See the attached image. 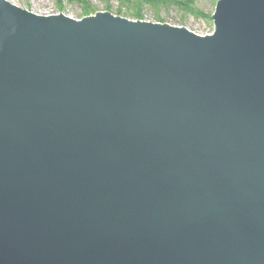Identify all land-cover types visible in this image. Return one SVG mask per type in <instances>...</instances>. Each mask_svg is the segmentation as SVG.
Segmentation results:
<instances>
[{
  "label": "water",
  "instance_id": "water-1",
  "mask_svg": "<svg viewBox=\"0 0 264 264\" xmlns=\"http://www.w3.org/2000/svg\"><path fill=\"white\" fill-rule=\"evenodd\" d=\"M211 19L0 0V264H264V0Z\"/></svg>",
  "mask_w": 264,
  "mask_h": 264
},
{
  "label": "trees",
  "instance_id": "trees-1",
  "mask_svg": "<svg viewBox=\"0 0 264 264\" xmlns=\"http://www.w3.org/2000/svg\"><path fill=\"white\" fill-rule=\"evenodd\" d=\"M57 11L61 14L65 5L78 7L82 12V18L95 15L98 8L95 3L104 7L106 12L115 16L134 21H146L147 13L153 14L156 23H164L163 13L174 12L180 15L181 23L186 19L194 18L203 20L206 25L213 28L212 14H206L199 6V0H53ZM216 6L218 0H209Z\"/></svg>",
  "mask_w": 264,
  "mask_h": 264
},
{
  "label": "rangeland",
  "instance_id": "rangeland-1",
  "mask_svg": "<svg viewBox=\"0 0 264 264\" xmlns=\"http://www.w3.org/2000/svg\"><path fill=\"white\" fill-rule=\"evenodd\" d=\"M11 4L29 12H32L39 16H51V15H58L60 14L56 7L53 0H7ZM94 5L98 8L99 12H106L104 7L95 3ZM198 6L206 13V14H213L215 10V5H213L209 0H199ZM62 14L75 19L80 20L82 19V12L78 7L68 6L65 5V10ZM113 14V13H112ZM114 15V14H113ZM123 17V16H120ZM162 17L164 19L163 24H168L174 27H184L187 30L200 35L206 36L213 33V28H210L206 25L203 20H196L194 18H188L182 24L180 15H177L174 12L171 13H163ZM124 18V17H123ZM146 22L156 23L153 20V14L147 13Z\"/></svg>",
  "mask_w": 264,
  "mask_h": 264
}]
</instances>
